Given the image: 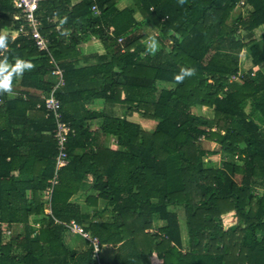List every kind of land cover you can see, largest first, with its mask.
<instances>
[{
  "label": "trees",
  "instance_id": "1",
  "mask_svg": "<svg viewBox=\"0 0 264 264\" xmlns=\"http://www.w3.org/2000/svg\"><path fill=\"white\" fill-rule=\"evenodd\" d=\"M120 1L41 3L42 32L64 71L59 86L49 54L26 35L12 39L17 11L0 0L8 38L0 59L32 64L0 91V264H102L82 236L85 250L68 245L71 221L101 248L117 247L103 264H152L153 255L161 264H264V46L254 35L263 31L264 42V0H129L125 9ZM147 26L158 31V51L146 43ZM109 39L104 55L81 49ZM186 68L192 75L177 80ZM53 91L75 134L52 214L36 233L29 222H39L47 200L35 194L50 187L58 154L57 122L43 98ZM97 100L124 116L91 111ZM202 108L211 116L194 112ZM129 113L156 128L141 132ZM77 194L85 204L71 203ZM232 212L237 223L225 229L222 217Z\"/></svg>",
  "mask_w": 264,
  "mask_h": 264
},
{
  "label": "built area",
  "instance_id": "2",
  "mask_svg": "<svg viewBox=\"0 0 264 264\" xmlns=\"http://www.w3.org/2000/svg\"><path fill=\"white\" fill-rule=\"evenodd\" d=\"M13 6L16 9L17 13L14 16V19L18 22L19 28L16 31L10 32L12 35V39L15 40L21 35H26L30 37L37 49L40 52H46L50 56V63L53 66V76L59 81V86L64 85V71L50 53V40L47 38L42 30L44 27V19L43 15L40 14V6L41 3L49 0H12ZM245 1H241V5H245ZM93 10L97 13V7L94 6ZM46 21L53 22V20L49 17H46ZM113 28H111V33L113 32ZM123 39H119V42H122ZM45 99L46 109L54 114L55 120L57 122V127L55 130L54 138L58 143V154L55 158L56 166L54 177L49 181L50 187L45 192V197L47 200L46 209L49 210V213L52 214V208L50 200L52 195L59 184V175L63 168L69 165L70 159L68 156V142L71 136L75 134V130L71 127V125L62 120L61 103L54 96V91L49 95L43 97ZM66 225V224H65ZM68 229L72 233H76L83 238L89 240L94 248L95 254H99L101 251V245L97 238H94L89 235L87 231L75 221H71V223L66 225Z\"/></svg>",
  "mask_w": 264,
  "mask_h": 264
},
{
  "label": "rangeland",
  "instance_id": "3",
  "mask_svg": "<svg viewBox=\"0 0 264 264\" xmlns=\"http://www.w3.org/2000/svg\"><path fill=\"white\" fill-rule=\"evenodd\" d=\"M127 1L126 0H121L119 2L120 3H125L124 4V7L126 5H129L130 3H126ZM130 6V5H129ZM236 11H243V13L245 12V9H238ZM56 21V20H55ZM61 28L64 29V27H62L61 25H59ZM11 31V30H9ZM146 35H147V38L146 39V43L148 44V46L154 50V51H158L159 49V43L157 44L156 41H155V38H157V29L156 28H153L151 26L149 27H146L145 30H142ZM255 35V39L262 45L264 46V42L263 40H260L262 39V35H263V31L261 30H258L256 31V33L254 34ZM94 42H98L97 40H94ZM166 44V46L168 47V45H170L168 42H164ZM112 45V41L109 39V40H106V41H103V42H99V43H92V45H84L81 47V49H83L84 51V54H91V53H98L99 55H104L107 53V51L109 50L108 48ZM242 59H243V56H241ZM240 57V58H241ZM245 62H247V59L245 61H242V64L245 65ZM249 62V60H248ZM240 77L243 76V74H239ZM89 109L91 111H98V112H108L112 115H115V116H118V117H122L124 116V113L122 112L121 108L119 106H109V105H106V103L104 102V100H97L94 102V104L92 105H89ZM200 110V111H199ZM199 110H194V112H198L199 114H203L205 115L206 117H209L211 116V112L209 110H207L206 108H202V109H199ZM126 118L128 119V121L130 123H135L137 125H140L141 126V132H151L153 131L155 128H156V122L155 121H152V120H147L145 119L140 113H129L128 114V117L126 116ZM109 143H110V146L113 147L114 149L117 148V146H114L115 144V140L112 138H109ZM113 143V144H112ZM223 157L221 155H218L216 157H213L211 159L212 161V164H214L215 166H218L219 163H222L223 162ZM211 164V166H212ZM89 180L90 182L93 181V177H89ZM258 190H256L254 188V194H261L262 193V189H261V185H259L258 187ZM45 193L44 194H35V197L36 198H45ZM85 198H82L80 197L78 194L76 197H74L72 200H71V203H81V204H85ZM104 203L103 202H99V206H103ZM175 212L177 214H179L180 216V219H181V223L182 225L184 224V212L182 209H176ZM50 215L49 213V210L45 208V214L40 216V217H37L39 222H36L34 221V217H32L30 219V222L29 224L31 225V227H33V229H35L36 233H38L41 225H42V222L43 220L48 216ZM76 222V221H75ZM222 222L224 224V227L225 229H228L230 227H234L237 223V217L235 215V213H229L227 215H224L222 217ZM78 224V222H76ZM162 225V222L158 221L157 222V227H160ZM89 235L91 236V234L89 233ZM6 241L9 240V232H6ZM18 242L17 244L19 246H24L25 245V239L24 238H21L16 241ZM67 243L68 245L73 248V249H76L78 251H83L85 250V243H83V240L81 238L80 235L76 234V233H72L67 236ZM119 253V250L117 249V247H108V246H103L101 248V251H100V255L98 257V255L96 256V258L98 260H100V262L103 264L104 262H108V263H111L114 261V259L117 257ZM151 263L152 264H161V261L157 258L156 255H153L152 258H151Z\"/></svg>",
  "mask_w": 264,
  "mask_h": 264
},
{
  "label": "clouds",
  "instance_id": "4",
  "mask_svg": "<svg viewBox=\"0 0 264 264\" xmlns=\"http://www.w3.org/2000/svg\"><path fill=\"white\" fill-rule=\"evenodd\" d=\"M8 47V38L4 34H0V49ZM32 64L22 58H15L14 63L10 64L7 57L0 59V91H10L12 88L13 76H20L26 70H30ZM193 69H181L180 75L176 77L177 80H182L185 76H190Z\"/></svg>",
  "mask_w": 264,
  "mask_h": 264
},
{
  "label": "crops",
  "instance_id": "5",
  "mask_svg": "<svg viewBox=\"0 0 264 264\" xmlns=\"http://www.w3.org/2000/svg\"><path fill=\"white\" fill-rule=\"evenodd\" d=\"M126 1H127L126 3H130L129 0H126ZM124 4H125V3H120V4H119V7H120L121 9H125V7H128V6L131 5L132 3H130L129 5H126L125 7H124ZM147 27H149V26H147ZM144 29H146V27H145ZM9 30H10V29H5V30H3V33H7V34H8V33H9V32H8ZM157 35H158V33H157ZM92 43H99V42H94V41H92V42L90 43V46L92 45ZM88 108H89V106H88ZM91 124H92V126L95 127V128L99 127L97 122H92Z\"/></svg>",
  "mask_w": 264,
  "mask_h": 264
}]
</instances>
